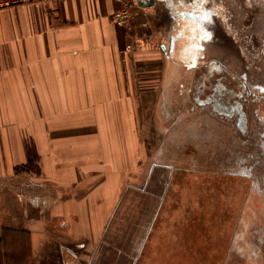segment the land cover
<instances>
[{"label":"crops","instance_id":"0c3cea01","mask_svg":"<svg viewBox=\"0 0 264 264\" xmlns=\"http://www.w3.org/2000/svg\"><path fill=\"white\" fill-rule=\"evenodd\" d=\"M150 1L129 51L113 0L0 11V264L124 261L111 228L142 143L178 140L177 125L180 141L230 139L179 95L182 75L159 48L187 0Z\"/></svg>","mask_w":264,"mask_h":264},{"label":"flooded vegetation","instance_id":"af4514ba","mask_svg":"<svg viewBox=\"0 0 264 264\" xmlns=\"http://www.w3.org/2000/svg\"><path fill=\"white\" fill-rule=\"evenodd\" d=\"M228 1L232 37L220 26L224 0H187L165 54L173 77L182 75L177 82L179 95L191 109L212 115L230 131L234 143L238 137L246 143L257 141L260 153L234 157L231 144L228 153L225 149L220 167L227 176L220 184L226 188L220 190L229 197H222L220 206L228 210L226 225L233 229L215 233L207 261L195 246L199 252L192 260L183 245L184 264H264V0ZM217 142L218 154L221 142ZM219 237L224 245L217 242ZM166 249H173L172 244Z\"/></svg>","mask_w":264,"mask_h":264},{"label":"rangeland","instance_id":"374dc122","mask_svg":"<svg viewBox=\"0 0 264 264\" xmlns=\"http://www.w3.org/2000/svg\"><path fill=\"white\" fill-rule=\"evenodd\" d=\"M224 1L226 7L219 10L224 14L220 26L232 37L234 30L228 24L230 12L226 9L230 1ZM212 19L221 22L219 18ZM191 122H194L193 118L189 120L190 126ZM174 134L178 140L142 143V158L130 180L133 186L124 194L117 221L111 228L117 246H123L127 254H124V261L115 260L114 255L108 254L107 264H184L182 259L187 252H183V245L189 249V258H197L199 251L195 250L196 247L204 252L207 261V249L212 246L215 233L230 231L226 225L228 210L220 206L222 197H229L220 190L226 188L220 182L227 176L220 163L225 158V149L228 153L229 144L237 157L244 152L260 153L258 142L246 143L238 137L234 143L226 136L221 141L218 156L215 152L217 141L201 142L196 133L189 136V140L180 141L179 125L174 126ZM126 164L137 166L133 159L126 160ZM216 240L221 245L225 243L223 237ZM171 244L173 249H166ZM165 253L172 261L169 258L164 260ZM220 259L222 261L224 257Z\"/></svg>","mask_w":264,"mask_h":264},{"label":"built area","instance_id":"2783aa9c","mask_svg":"<svg viewBox=\"0 0 264 264\" xmlns=\"http://www.w3.org/2000/svg\"><path fill=\"white\" fill-rule=\"evenodd\" d=\"M58 0H0V11L28 4H47ZM117 4V10L111 15V22L120 28H123L128 35H131L132 42L125 46V50L129 51L136 47L137 41L134 40L131 33L134 29V18L142 9L147 6L150 0H113ZM139 27L142 29L147 28L148 24L146 21L139 22ZM167 49L164 43H161L159 48Z\"/></svg>","mask_w":264,"mask_h":264},{"label":"water","instance_id":"95a60500","mask_svg":"<svg viewBox=\"0 0 264 264\" xmlns=\"http://www.w3.org/2000/svg\"><path fill=\"white\" fill-rule=\"evenodd\" d=\"M151 1H149L148 3H150ZM168 40L166 43H164L165 46L168 47L169 43L171 42V37L168 36Z\"/></svg>","mask_w":264,"mask_h":264},{"label":"bare ground","instance_id":"6f19581e","mask_svg":"<svg viewBox=\"0 0 264 264\" xmlns=\"http://www.w3.org/2000/svg\"><path fill=\"white\" fill-rule=\"evenodd\" d=\"M165 208V207H164Z\"/></svg>","mask_w":264,"mask_h":264}]
</instances>
